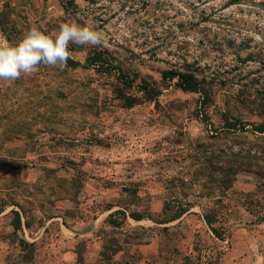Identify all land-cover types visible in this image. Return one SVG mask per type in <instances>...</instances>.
<instances>
[{
  "label": "rangeland",
  "instance_id": "374dc122",
  "mask_svg": "<svg viewBox=\"0 0 264 264\" xmlns=\"http://www.w3.org/2000/svg\"><path fill=\"white\" fill-rule=\"evenodd\" d=\"M69 22L100 31L102 44L70 43L79 65L41 64L32 75L0 81V114L11 112L20 131L5 147H17L14 163L24 165L17 176L25 186L12 192L29 227L18 237L36 245L27 263L11 235L13 207L6 208L3 264H81L82 234L108 207L117 223L120 209L145 223L125 233L101 227L97 264H111L122 241L129 243V264H136L134 245L156 236L161 258L152 264H219L230 252L243 257L240 264H264L256 259L264 256V134L254 130L264 128V0H0V34L12 44L33 26L50 34ZM92 50L102 51L132 86L121 83L118 70L86 67ZM166 70L192 74L200 92L176 89L162 78ZM144 83L157 91L151 100ZM7 159L0 158V184L10 171L2 167ZM230 167L237 173L220 192L216 180ZM185 203L192 213L214 217L221 238L211 233L210 240L205 224L197 238L190 229L195 218L150 222L161 223ZM240 228L260 232L243 234L238 244ZM68 250L76 255H63Z\"/></svg>",
  "mask_w": 264,
  "mask_h": 264
},
{
  "label": "trees",
  "instance_id": "16d2710c",
  "mask_svg": "<svg viewBox=\"0 0 264 264\" xmlns=\"http://www.w3.org/2000/svg\"><path fill=\"white\" fill-rule=\"evenodd\" d=\"M243 1L245 0H230V5H238L241 4ZM1 30H3V27ZM66 63L67 65L70 66L71 65L75 66L78 64L77 62L73 61L70 57L68 58ZM84 65L86 67H91L95 69L98 68L99 70L101 69L105 72H109L110 70H118L119 78L122 81L121 83L127 88H130L132 86V81H130L128 77L124 75V73L121 71L120 68L113 67L111 61L107 59V57L103 54L102 51L100 52V51L92 50V52H89V54L85 58ZM162 78L164 80L174 82V87L185 93H199L201 90L202 84L200 80H198L195 76H193L190 73L166 70L163 71ZM140 88L144 92L147 99L149 100L153 99L157 94V91L150 88L146 83L142 84ZM10 114L7 115L0 114V140H2L0 142V158L5 157L8 158L7 160H11V163H4L2 165V167L7 166L10 171L8 172L7 176L3 177L2 179L3 184H0V190H2V192L6 191L7 193L6 195L7 197L5 199H0V214H2L6 208L13 207L8 211V213L11 215V219H10V226L12 229L11 235L14 237V241L21 250V252L27 254V257H25L26 262L31 263L33 261L36 245L34 243L24 240L23 238L18 237L19 236L18 233L21 232L22 228L23 227L28 228L29 225L25 220H23V213H24L23 207L21 206L19 201L15 199V194L12 192L19 187L25 186V184L19 181V178L17 176V172L20 171L24 165H22V163L20 164L14 163L15 158L18 157L17 153L19 152V149L17 147H5L6 142L15 140L17 138V135L20 133V131L17 129L18 123H16L15 118L12 117ZM2 122L4 124H2ZM227 126H231L229 128H235L234 124H230ZM254 130L260 134H264L263 127H255ZM210 165L212 166L211 167L212 169L221 171V169L214 167L213 163ZM13 171L16 172V174ZM225 173H226V177L224 179L216 180V182L219 184L218 187L220 188L218 189L220 192L221 190L222 191L227 190L228 188L231 187V183L233 182V179L235 178V175L237 173V168L233 169V167H230L226 170ZM210 195H212V193H210ZM191 207L192 204L189 203L178 205L176 211L171 215H169V217H167L165 220H162L161 224H167L179 219L184 213L189 211ZM116 212L118 214H121L122 216L125 215L124 211L122 210H118ZM129 217L132 218L133 220H140L143 218L141 215L137 213H131ZM202 218L205 224L207 225V227L209 228V230L211 231V233L215 237L220 239L221 238L220 233H218V231L213 227L215 218L207 213H203ZM108 222L114 227L119 226V223H117L114 219H111V217L108 219ZM80 259L81 257L78 256L77 254V260H79V262Z\"/></svg>",
  "mask_w": 264,
  "mask_h": 264
},
{
  "label": "clouds",
  "instance_id": "9594fccd",
  "mask_svg": "<svg viewBox=\"0 0 264 264\" xmlns=\"http://www.w3.org/2000/svg\"><path fill=\"white\" fill-rule=\"evenodd\" d=\"M103 34L90 25L63 23L58 32L45 34L31 27L17 43H9L0 34V81H16L22 75H32L39 65L63 66L70 57V43L101 45Z\"/></svg>",
  "mask_w": 264,
  "mask_h": 264
},
{
  "label": "crops",
  "instance_id": "0c3cea01",
  "mask_svg": "<svg viewBox=\"0 0 264 264\" xmlns=\"http://www.w3.org/2000/svg\"><path fill=\"white\" fill-rule=\"evenodd\" d=\"M121 210V209H120ZM124 211V216H123V220H121L122 223H119L120 230H122V232H127V231H133L136 227L139 226H143V223H145L144 218L140 219V220H133L132 218L129 217V215L127 214V212L125 210ZM5 212V211H4ZM3 212V213H4ZM192 212H196L193 210H189L186 213H184L179 219L170 222L171 224H175V223H180L181 220H183L185 218V220L190 221L192 218H195V221H190L192 222V226L190 227V229L192 230V232H194L198 238V236L202 235V230H200L201 227H203V224H205L202 215L199 213H192ZM2 213V214H3ZM114 211H112L111 207H108L107 210H103L102 212H96L93 219H92V223L91 225L86 229L87 232L83 233L82 236H84L85 239V246H84V250L81 253V257H82V264H97V262L99 261L100 257H101V249H102V238L100 236H97L95 233L99 232V230L101 229V227L107 225L109 228H115L114 226H112L111 224H109L108 219L111 217V219H113L115 217ZM112 214V216H111ZM151 223L155 224V226H166L170 223L167 224H161L157 221L154 220H150ZM111 226V227H110ZM148 225H146L145 228ZM206 226V230L209 234V239L211 240V232L209 231V228ZM256 225H251L250 227H254ZM66 227V225H64L63 223H60L59 225V229L61 230L62 228L64 229ZM151 228V227H150ZM67 231L68 229L65 228ZM256 232V233H254ZM260 231L257 230H250L247 231L245 228H240L236 230V234L240 236V241L238 242L241 244H244V241H242L243 239V234H248V235H253V234H258ZM79 237L81 236L79 233L77 234ZM211 236V237H210ZM193 240V237H192ZM204 242V238L202 240ZM160 242L161 240H159V238H157V236L155 237V240L151 238V240L149 241H145L143 243L140 244H135L134 246L138 248V260L136 264H152L153 260H155V258L160 259L161 258V249H160ZM188 242V241H187ZM184 243L182 242H178L176 245L177 251L178 252H184L186 245L184 247L183 245ZM213 244V243H212ZM219 244V243H218ZM214 243L213 245H216L217 250H222V247L219 245ZM120 245H122L121 247L117 248V250H114L110 253V259L109 262L111 264H129L128 260H129V254L130 253V249H129V243L126 242H121ZM126 246L127 249L125 248ZM188 246V245H187ZM205 249V248H204ZM211 248H209L207 251L209 252ZM192 250V248H189V251ZM37 251V250H36ZM205 251V250H204ZM203 251V252H204ZM128 252V254H127ZM71 253H74L70 250L65 251L63 253V255H70ZM75 254V253H74ZM76 255V254H75ZM244 256V254H242ZM6 256V248H5V242L0 241V264H3V261L5 259ZM223 256V258H222ZM243 257H241L240 255H236L232 252L230 253H224L220 255L219 258V264H224V263H228V261L230 260V262L232 264H240L241 263V259ZM246 258H252V256L248 257L246 256ZM264 256L261 254H259V256L256 257L257 260L261 259L263 260ZM171 263L173 264L174 262L171 261ZM177 264H181L178 263Z\"/></svg>",
  "mask_w": 264,
  "mask_h": 264
}]
</instances>
